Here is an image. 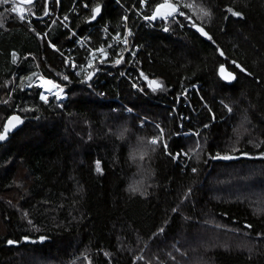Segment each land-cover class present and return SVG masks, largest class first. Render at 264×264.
<instances>
[{"label": "trees", "instance_id": "1", "mask_svg": "<svg viewBox=\"0 0 264 264\" xmlns=\"http://www.w3.org/2000/svg\"><path fill=\"white\" fill-rule=\"evenodd\" d=\"M115 1L60 0V15L92 49L101 27L122 31L128 17L135 58L113 67L109 51L92 69L58 22H41L45 0L25 6L32 27L11 11L16 1L0 4V131L8 116L22 120L0 144V264H264V0H181L212 13L197 19L182 9L211 40L183 17L165 32L164 21L151 26L136 15L162 0L143 9ZM97 3L101 15L89 23ZM68 51L73 71L58 56ZM221 64L236 76L231 84L220 80ZM33 72L66 98L41 101L37 77L32 87L20 79ZM140 72L163 89L149 90ZM157 124L164 141L153 152L147 140L159 135ZM224 155L232 158H213Z\"/></svg>", "mask_w": 264, "mask_h": 264}, {"label": "snow or ice", "instance_id": "2", "mask_svg": "<svg viewBox=\"0 0 264 264\" xmlns=\"http://www.w3.org/2000/svg\"><path fill=\"white\" fill-rule=\"evenodd\" d=\"M57 2H58V0H57ZM117 2H119V0H117ZM146 2H147V0H139L140 9H143L145 7ZM6 3H8V0H0V4H6ZM19 3L21 6L18 7L16 4H13L11 11L16 16H18L19 19L23 22L26 19V15L32 12L31 7L26 8V7H24V5L33 6L35 3V0H19ZM45 4H47V0H45ZM84 7L88 8V4L85 3ZM184 8L191 10L193 12V14L196 15L197 19L211 18V15H212V13L206 7H204L202 4L198 5V4H195L193 2L181 3V0H162V2L155 3L154 8H153L150 15H143L142 12H140V11H138L136 13V15L141 16V18L143 20L148 21V22L156 21L157 19L163 20L165 22V25H166L163 29V31H165V32L169 31V29L167 27L168 23L177 22L179 17H183V20L186 21L188 23V25L191 26L197 33H199V35L201 37H203L207 40H211L212 37L205 31V29L202 26L196 24L193 21L192 16H190L186 12L182 11V9H184ZM101 11H102V5L100 3H97V4H95V6L91 7V15H90V17L87 18V22L91 23L92 21L97 20L98 16L101 15ZM226 11L228 13H230V15L232 17H242V13L240 11L233 10V8H231V7L227 8ZM49 14L50 13L48 11V8L45 7L44 15L47 16ZM65 19H67V17H65ZM121 19L126 22L128 20V17L123 16V17H121ZM2 26L3 25L0 24V27H2ZM64 27L67 28L68 25L65 24ZM105 31H107L106 28H105ZM73 35H75V34L73 33ZM131 35H132V33H131L130 29L125 27L122 38H121L120 33H116L112 37V39L114 41H118L121 45L124 46V51H127L128 46H129V37ZM48 47L52 48L53 50H56L55 44L53 42H49ZM108 47L112 48V45L109 44ZM216 51H218L221 56L224 55L223 51H221L219 48H217ZM97 53L99 54L98 56H97ZM89 55L91 57L87 62V67L89 69L93 68L94 60L98 59L100 62H104L108 56L107 52L105 51V49L103 47L96 48V49H89ZM12 57H13V63H15L16 62V60H15L16 53L15 52L12 53ZM123 60H124L123 55L121 53L117 52L116 53V59L112 62L113 66L120 65ZM65 63L66 64L68 63L67 58H65ZM233 63H235V62H233ZM71 66L73 68L77 67V65L75 63H72ZM235 67L237 69H239V71L244 73L245 75H249L247 70L243 66H241L239 63H235ZM219 72H220V77L222 80L231 82V81L236 79V76L232 72L225 70V67L223 64L220 65ZM93 74H94L93 71H88L87 74L84 76V80L81 82L85 83V82L91 80ZM77 75H80V73L77 72ZM123 75H124V73H121V76H123ZM32 77H37L38 80L40 81L38 84H36V87L44 89V91L40 93L39 99L41 101H43L45 104L49 103L48 94L54 95L55 99L57 101H60L63 99L62 93H63L64 89L59 84L54 83L52 80H46L42 76H38V74L35 72L31 73V75L28 77H21L20 79H21L22 83L26 79L28 81V87H32ZM140 78L145 81L148 89L151 90L152 92H156L158 90H161L164 87L161 82H159L158 80L149 79L143 72H140ZM62 79L67 81L69 79V77L63 76ZM132 88L137 89V85L135 83H133ZM137 90H139V89H137ZM101 95H103V93H101ZM5 103H6V101H5ZM57 106L59 107L60 105L58 104ZM24 110L25 111H31L32 109H24ZM128 112H132V109L129 108ZM21 122H22L21 117H19L18 115L8 116L6 122L3 124V130L0 131V141H4L7 138V134L10 131H12V129H14ZM204 127L207 128L208 125L205 124ZM156 128L159 130V135L153 136L147 140V143L149 145L153 146L151 148V151H153V152L156 151V146H158L162 141H164V129H163V127L160 124H157ZM125 131H127V129H125ZM121 135H123V132L121 133ZM193 135H199V133L196 132V133H193ZM163 147H164L165 155H170L171 153L169 152L168 144L166 142L163 143ZM146 155H147V152H141V153H139V158L143 159L144 156H146ZM135 156H136V154L133 153L131 158H135ZM172 158L176 159L177 157L175 155H173ZM213 158L214 159L228 160V159H231L232 157L229 155H224V156H216ZM95 170L98 173H100L102 171L99 161H96V169ZM195 171H196V169H193V172H195ZM138 190L139 189H138L137 185L130 186L131 192L135 193ZM175 211H177V209L174 208L173 212H175ZM29 223H31V221H29ZM245 227H250V225H245ZM160 231H163V229H160ZM25 239H27V237H25ZM44 239L45 238L43 236L40 237L41 241H43ZM7 243L9 245H13L16 243V241L8 240Z\"/></svg>", "mask_w": 264, "mask_h": 264}, {"label": "built area", "instance_id": "3", "mask_svg": "<svg viewBox=\"0 0 264 264\" xmlns=\"http://www.w3.org/2000/svg\"><path fill=\"white\" fill-rule=\"evenodd\" d=\"M139 1V0H138ZM52 2H55L56 4V7L58 6V3H59V0L57 2V0H52ZM117 5H119V3L117 1H115ZM128 13V12H127ZM49 16L51 17L52 20H57L59 21L62 26L64 27L65 24L68 25V20L65 19V16L64 17H58V15L56 14V11L54 12V14L51 12L49 14ZM141 17V16H140ZM141 20L144 22V23H147V24H151L150 22L148 21H145L141 18ZM24 22H30V18L28 17V15H26V19L24 20ZM160 23V22H159ZM159 23H154V24H151V26L155 25V24H159ZM125 27L129 28L128 25H127V21L125 22L124 21V26L122 27V31H116L114 33L110 32L108 27L107 26H103L99 29V34H100V39H101V45L99 46L100 47H103L105 49V51L107 52V54L109 55V51H116V52H120L123 57L125 55H128V57L131 59L128 63L130 64L132 59L135 58V55H136V52L138 51L137 47H133L132 49H130V42H129V46H128V50L127 51H124V46L121 45L118 41H114L112 39V37L116 34V33H120L121 34V38L123 37V33H124V29ZM65 28V27H64ZM105 28L107 29V31H105ZM68 29V27L66 28ZM130 29V28H129ZM131 31V29H130ZM132 33V32H131ZM41 38V35L39 36ZM75 37V36H74ZM129 40H130V37H129ZM75 47H77L78 49H83L85 48L88 52V57L90 58V55H89V49H92L91 47H89V44H88V41L87 39H85V37H76L75 38ZM111 44L112 45V48H109L108 45ZM52 49V48H51ZM60 55H63L61 53H59ZM68 59V63L66 64L65 63V60L63 61L64 65L65 66H70V69L73 71L75 68H73L71 65L72 63H75V61L73 60V57L68 55L67 57ZM116 57H113V60H115ZM76 64V63H75ZM77 65V64H76ZM114 67V66H113ZM77 73V72H76Z\"/></svg>", "mask_w": 264, "mask_h": 264}, {"label": "bare ground", "instance_id": "4", "mask_svg": "<svg viewBox=\"0 0 264 264\" xmlns=\"http://www.w3.org/2000/svg\"><path fill=\"white\" fill-rule=\"evenodd\" d=\"M59 5H60V0H59V3H58V6L56 7V4H55V2H52V0H51V9H50V11H49V13H53L54 14V12L56 11V14L58 15V17H67V20H68V29H66V28H64L63 26H62V24L59 22V21H57V20H52L51 19V17L49 16V15H47V16H45V18L44 19H42L41 20V22H43V21H46V22H48L49 23V26H51V24L52 23H54V22H58L67 32H68V35L70 36V37H74V38H76L78 35H76L75 34V32L71 29V27H70V20H69V16H68V14L66 13V14H63V15H60V13H59ZM82 6H83V8L84 9H87V8H85L84 7V3H82ZM69 12H71V13H74L75 12V9H74V6L72 5L71 6V8H70V10H69ZM123 16H125V15H123ZM27 25H29L30 27H32V24H31V21L30 22H25ZM49 28V27H48ZM47 30L48 29H46V31H44L42 34H40L41 35V38L39 37L40 35L38 34V38L39 39H45L46 40V32H47ZM73 33L75 34V35H73ZM58 52H60V51H58ZM69 53H70V51H68L66 54H64V55H60V54H58V56H59V59L62 61V63H63V61L65 60V58H67L68 57V55H69ZM117 53V52H116ZM120 53V52H119ZM44 90V89H43Z\"/></svg>", "mask_w": 264, "mask_h": 264}, {"label": "water", "instance_id": "5", "mask_svg": "<svg viewBox=\"0 0 264 264\" xmlns=\"http://www.w3.org/2000/svg\"><path fill=\"white\" fill-rule=\"evenodd\" d=\"M14 1H16V3H18L19 5H20V3H19V0H14ZM21 6V5H20ZM25 6H28V5H24V7ZM45 18V15L42 17V19H44ZM226 70V69H225ZM227 71V70H226ZM218 76H219V78H220V80L222 81V82H224V83H226V84H231L233 81H231V82H228V81H225V80H222L221 79V77H220V72L218 71ZM7 120V119H6ZM6 122V121H5ZM20 125H21V123H19L14 129H12V131H10L8 134H7V137L9 136V135H11V134H14L19 128H20ZM7 140V138L4 140V141H0V144L1 143H3V142H5Z\"/></svg>", "mask_w": 264, "mask_h": 264}, {"label": "rangeland", "instance_id": "6", "mask_svg": "<svg viewBox=\"0 0 264 264\" xmlns=\"http://www.w3.org/2000/svg\"><path fill=\"white\" fill-rule=\"evenodd\" d=\"M27 15H28V14H27ZM161 21H163V20L157 19L156 21H152V22H150V23H151V24L159 23V22L161 23ZM163 24L165 25V22H163ZM90 58H91V57H90ZM90 58H89V59H90ZM89 59H88V60H89ZM97 61H99V60L97 59ZM94 62H95V60H94ZM94 62H93V63H94ZM39 82H40V81H39L38 78H37V79L35 80V82H34V85L38 84ZM39 89H40V93L44 91L42 88H39ZM46 94H47V93H46ZM48 95H49V96H52L51 99H54L56 102H60V101H62L63 99L66 98L64 92L62 93L63 99L60 100V101H57V100L55 99V96H54V95H51V94H48ZM39 96H40V95H39ZM51 99H50V100H51ZM50 100H49V101H50ZM247 191H251L249 187H248V190H247Z\"/></svg>", "mask_w": 264, "mask_h": 264}, {"label": "flooded vegetation", "instance_id": "7", "mask_svg": "<svg viewBox=\"0 0 264 264\" xmlns=\"http://www.w3.org/2000/svg\"><path fill=\"white\" fill-rule=\"evenodd\" d=\"M46 7L48 8V11L51 9V0H47Z\"/></svg>", "mask_w": 264, "mask_h": 264}]
</instances>
